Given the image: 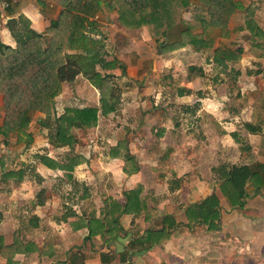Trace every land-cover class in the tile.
Wrapping results in <instances>:
<instances>
[{"label":"crops","instance_id":"0c3cea01","mask_svg":"<svg viewBox=\"0 0 264 264\" xmlns=\"http://www.w3.org/2000/svg\"><path fill=\"white\" fill-rule=\"evenodd\" d=\"M0 8L2 11L0 41L12 48L16 46V38L6 25L8 21L11 19L17 21L20 16H23V20L27 21L29 28L37 33H44L51 22L58 18L61 11V7L53 0H0ZM138 33L144 40L147 38L150 44L155 42L146 28H139ZM134 42L136 43L135 39ZM242 49L240 59L237 62L229 63L228 68L232 66L231 64L241 65L242 61L249 58L259 59L258 61L264 60V51L254 52ZM190 50L192 49L184 47L160 54L168 56L174 53L208 55L211 52L208 60L213 63L214 51ZM147 52L149 51H139L134 47L133 51H118L116 58L113 59L121 65L123 64V76H126L127 81L134 82L136 88L145 89L146 94H151L152 90H156L150 87L153 80L147 81V75L156 72L159 61L149 60L151 66L147 73L144 65L146 60L143 58ZM228 68L227 71H229ZM109 70L116 69L114 67ZM109 70L105 69L104 71L106 74H110ZM211 70L215 72L213 64ZM246 75L256 77L259 72L250 70ZM80 76L84 77L82 74ZM79 78L77 77L73 82V86H75L73 93L77 96L79 94L76 84L81 81ZM88 84L89 87L98 91L89 83V80ZM84 86L86 87V85ZM64 90L63 85L57 97L63 98ZM177 93L180 97L176 102L186 104L187 107L192 103L190 89L180 88ZM157 99L155 97L154 100ZM148 100H145V107L152 114H143L142 112V115H138L137 119H133V124H135L133 127L126 122L125 127L129 126L126 130H130V133L125 132L121 138L113 142L112 140L108 141V163L100 167L104 170L103 173L98 174L85 165L88 172L86 173L87 177L82 180L74 172L85 162L83 157L77 153L81 157V163L74 166L73 171L65 172L49 168L40 162L36 166V174L39 179L35 178V180L34 177L28 179L29 176L26 175H28L29 163H25V158H29L30 153L22 151L23 143L16 134L10 137V140H6L10 142L12 138H15V142L19 144L15 148L6 147L5 150H0V212L3 214L0 220V238H2V244L6 246L13 243L14 237L18 235L23 249L13 256V264H56L59 262H66V264H264V178L260 181L263 182V185L259 189L248 182L245 187L246 197L242 200V207L232 208L220 192L218 172L223 166L247 165L253 171L258 170L260 165L264 167V103L252 106L250 101L242 99L245 104L238 105L237 108H226L222 107V99L219 97L196 98L197 103L202 107L196 110L194 117L196 122L186 125V119L183 117L185 113H180V120H177V113H172L171 118L159 119L155 111H158L161 106H158L157 101L153 103L149 98ZM253 107H256V111L251 110ZM117 113L115 110L107 116H99L98 122L101 118L108 120L110 115L121 116ZM163 113L167 115V112L163 111ZM186 114L192 119V113ZM121 118L127 119L126 115ZM3 120V97L0 95V127ZM37 131L42 132V128L38 126ZM38 132H31L35 143L40 135ZM154 133L159 138L161 137V142L157 138H153ZM178 135L183 136L180 145H177L174 140H170L171 137ZM204 136L211 139V144L204 143ZM1 139H4L3 136H0ZM165 139L169 140L168 144L162 143ZM198 139L203 140L201 145H199ZM119 141L125 143L128 151L123 154L133 158L138 164L136 173L125 174L122 177L125 186L121 192V199H118L116 195L109 194L106 188L108 195L102 198V202L100 197L97 198L99 206H89L88 204L86 206L89 207L85 209L86 207H81V204L89 201L88 195L80 192L84 195L82 197L84 200H78V196L75 194L76 190L69 187L66 188L69 190L67 196L71 198L62 201L63 194L61 195L58 186L62 184L65 186L64 180L70 178L72 174L74 176L72 179L75 182L84 184V180H86V183L89 184L96 180L95 177H98L103 184V181L108 182L109 175L106 174V170L112 168L114 163L118 165V172L123 173V167L129 166V163L123 157L110 155V150ZM177 147H181L182 153L176 156ZM194 148L204 152L205 155H197L198 153L193 151ZM31 150L29 149L28 152ZM161 151H164L161 153L163 157L160 156ZM165 152L168 153L166 156ZM13 159H15L14 162ZM54 161L59 164L65 162ZM3 170L22 171L23 177L20 180L17 178L7 179L2 176ZM137 184L143 186L142 197L149 202L150 207L140 215H122L120 222L124 233L114 242L105 244L99 235L88 237L86 224L89 219L100 215L104 199L112 197L123 203V191L131 190ZM40 190L44 191L47 196L43 199L45 205L44 202H41V208L39 211H35L36 217L29 220L23 230L21 226L15 225L17 215L11 214L13 206L10 201L14 200L15 196H19L21 199H32ZM213 192L219 199L220 222L210 225L191 222L187 217V208L190 205L201 203ZM97 194L98 192L93 193L90 203L94 202V196ZM73 198L74 201L70 202L69 200H73ZM60 199L61 205L59 202L57 203ZM79 201L81 204H78ZM22 213L26 214L25 210ZM163 217L167 219L164 223ZM162 228L164 235L161 238L158 237V234L154 235L153 239L159 240L154 245L140 244L135 241L144 236L149 229L159 230ZM5 231L12 232L11 238L5 239L3 234ZM24 233H29L30 236L26 235L24 238ZM6 263L7 260L0 255V264Z\"/></svg>","mask_w":264,"mask_h":264},{"label":"trees","instance_id":"16d2710c","mask_svg":"<svg viewBox=\"0 0 264 264\" xmlns=\"http://www.w3.org/2000/svg\"><path fill=\"white\" fill-rule=\"evenodd\" d=\"M53 1L61 7V11L58 18L51 22L44 33H37L29 28L23 16H20L17 21L11 19L6 23L16 38V46L12 48L0 41V95L3 97L4 109L0 136L7 140L11 135L16 134L20 139V135L28 129L33 114L41 113L44 117L38 119V126L48 129V136L53 145L68 147L71 157L62 164L55 163L48 156L41 157L40 162L49 168L65 172L73 171L74 166L81 163V157L73 152L78 143L75 133L95 128L99 116H107L116 110L110 75L96 71L97 62L103 69H113L115 59L105 62L97 60L96 64L89 69V83L99 91L98 106H67L60 114H57L55 110V98L61 92L63 84H71L77 76L87 74L82 64L65 54V51L81 48L84 49L83 51H92L87 49L85 44L94 41L84 32L88 26L95 28L96 24L92 21L95 16L104 10L116 9L117 22L123 28L144 27L150 37L155 40L168 38L174 29L182 25L177 41L173 43L163 41L159 46V52L165 53L187 46L196 51L214 48L215 39L210 34L218 32L221 37L227 38L230 19L235 11L242 8L237 0ZM190 5H193L197 12L192 22L185 21L181 17L182 11ZM254 8L251 3L245 10L243 9L250 16L245 21L249 48L254 52L264 51V29H261L252 17ZM1 14L0 8V23ZM242 51L241 47L233 50L226 47L224 43H219L214 48L213 70L216 73L227 72L228 64L237 62ZM28 135L31 136V134ZM126 150L125 143L119 141L110 150V155L125 158L129 166L125 165L123 172L131 175L138 171V164L133 158L123 154ZM2 172V176L7 179L20 180L23 177L22 171L3 170ZM218 172L220 192L232 208L242 207L248 182L252 183L256 189L263 185L260 181L264 178V167L261 165L256 171L251 170L247 165H242L223 166ZM143 189L142 185L137 184L135 188L123 191V203L112 197L105 198L100 215L89 219L86 224L88 237L99 235L105 244L114 242L124 233L120 222L122 215H140L150 207L149 202L142 197ZM219 208L218 196L213 192L201 203L190 205L186 212L191 222L210 225L220 222ZM166 220V217H163V223ZM169 225L172 224L169 223ZM163 233V228L149 229L144 236L135 241L140 244L154 245L159 242L153 239L154 235L158 234L161 238ZM17 236L14 237L13 243L6 246L2 244V238H0V255L7 260L6 264H13V256L23 250ZM56 264H66V262Z\"/></svg>","mask_w":264,"mask_h":264},{"label":"rangeland","instance_id":"374dc122","mask_svg":"<svg viewBox=\"0 0 264 264\" xmlns=\"http://www.w3.org/2000/svg\"><path fill=\"white\" fill-rule=\"evenodd\" d=\"M237 1L242 8L235 11L232 15L228 25L227 38L221 37L218 32H213L210 35L214 36V46L216 45V47L219 43H224L226 47L233 50L237 47H241L245 48L246 50L248 49L250 51H253L252 49H249L250 44L245 25V21L250 16L244 10L248 5L252 3V8L255 7L252 17H254L258 26L261 29H264V0ZM196 13L197 12L195 11L193 5H190L189 8L182 11L181 17L185 21L192 22ZM98 17V22L95 25V29L92 31L95 38L89 36V38L94 42H88L85 44L87 45V49H91L92 51H83L84 49L82 50V48L65 51V54L69 55V57L71 58H75L79 64H82V67L87 71V74L85 76L83 75L84 79L81 78L80 75L77 76L80 77L79 79L81 80L76 84V89L79 96L73 93L75 87L73 86L74 83L63 84L65 87V94L63 95V98L56 97L55 99L56 113L60 114L61 111H63V108L67 106L83 107L98 105L99 103L97 102V100L99 99V91H96L92 87H89L88 84V76L90 72L89 69L92 68L93 64H96L97 60H101V62L110 61L113 58H116L118 51H133L134 47H136L139 51H149L143 57L146 60L144 65L145 71L147 70V73H149L148 68L149 66H151V64L149 65V60L156 59L159 61L157 64L156 72L154 74L150 73L149 75H147V81L150 82V80H153V84L150 87L156 91L152 90L151 94H146L145 89L141 90L140 88H136L134 86V82L127 81L126 76H123V64L121 65L119 62H115L116 70L107 69L110 71L109 79L111 81L113 89L116 112H118L121 116L126 115L127 119L124 120L119 115H110L108 116V120L101 118L95 129H87L85 131H77L75 133L78 138V143L75 146L73 152L80 154L85 161L77 168V171H74L79 179L82 180L87 177L86 173L88 172L89 168L90 170L95 171L98 174L103 173L104 170L100 169V167L104 166L105 163H108V141L112 140L113 142L121 138L125 132L130 133V130L127 131L126 129H128L129 126L133 127L135 125L133 124V119H137L138 115H140L142 112L143 114H152L148 110V108L145 107V100L149 101L148 98L153 101V103L157 101L156 103L158 104V106H161V108H158V111H155V113L158 114L159 119L162 120L166 117L171 118L172 113H177V120H180V113H185L183 117L184 119H186V125H188V123L194 124L196 122L194 118L196 116V110L201 109L202 107L199 106L200 104L197 103L196 98H213V96L219 97L220 99H222V107L226 108H237L238 105L245 104L243 103L242 99L250 101L252 103V106L264 103V60L258 61L259 59L253 60L249 58L242 61L241 65L234 66L233 64H231L232 66H229V68L227 67L229 71L225 73H216L211 70V65L213 63L208 60V56L211 55V52H209L208 55H193V53H188L187 55L186 53H174L170 56L161 55L160 52H158L159 46L162 45L163 41H166V43H173L178 40L179 30L182 25H179L178 28L174 29L169 34L168 38H160L158 40H154L155 42H152V44H150L147 41V38H145L144 40L143 37H140L138 33L139 29H126L117 22L116 9L114 11L104 10L102 13L98 14ZM134 39L136 40V43L134 42ZM187 47L191 48L190 46ZM191 49L192 50L190 51H196L193 48ZM98 51L101 52L99 53ZM201 51H214V49H202ZM97 64L98 65L96 66V71H99L102 74H106V71H104L105 69L100 66V63L97 62ZM191 67L193 68V70H189V68ZM250 70L258 71L259 75H257L256 77L247 76L246 73H248V71ZM187 81H189V83H187ZM84 85H86V87ZM147 85L149 86V83ZM180 88H184L187 90L190 89L192 91V103L189 104L188 107L186 104L183 105L176 102V100L180 97L177 93ZM155 97L158 99L154 100ZM252 109L253 111H256V107L251 108V110ZM163 111L167 112V115H164ZM186 113H192V119ZM43 117L44 115H42L41 113L33 114L32 121L28 127L29 129H27L25 133L21 134L22 137L20 135V139L22 141L21 143H23L21 146L24 147L22 151H24L25 153H30L29 158H25V163H29V171L27 172L28 175H26L29 176L28 179H30L31 177H34V179H39L36 174V166H38V163H40L41 157L48 156L49 158L58 161H65L71 157V152L69 151L68 147L53 145L48 136L47 128L42 127V132L37 131V121L39 118ZM126 122L129 123V126H127V128L125 127ZM30 131L32 133H40V135L38 136L39 138L37 137V143H35L32 136L28 135L32 134ZM13 135H11L10 137H13ZM186 136L189 137L188 135ZM153 138H157L159 142L162 141V139L160 140L161 137L159 138L156 133L153 134ZM182 138V135H178L171 137L170 140H174L177 145H180ZM208 138L209 137H203L204 143L206 145L211 144V139ZM39 139L41 140L39 141ZM15 141V138H12L10 142L1 139L0 150H5L6 147H9L10 149L11 147L15 148L16 146H19V144H17ZM198 141L199 145H201L203 140L198 139ZM168 142L169 140L165 139L162 143L168 144ZM190 147H192V145H190ZM29 149H32L31 152H28ZM193 151L195 153H198L197 155H205L204 152H200L195 148ZM123 152L127 153L128 151L126 150ZM162 152L164 151L160 152V156ZM176 152V156L180 155L182 153L181 147H177ZM164 154L166 156L168 153L165 152ZM14 160L15 159H13V162ZM85 165L88 167V169L85 167ZM106 171V174L108 173L107 175H109L107 177L108 182L103 181V184L100 182V178L98 177H95L96 180H93V182H89V184L86 183V180H84V184L75 182V180L72 179L74 177L73 174L70 178H66L67 181L66 179L64 180V182H66L65 186L63 184L58 186L59 190L61 191V195L63 194V197L61 198L62 201L71 198L70 196H67L69 190H66V188L69 187H72V190H76L75 194L76 196H78V200H84V198H82L84 196L82 193H86V195H88L87 199H89L90 201L93 193L98 192V194L94 196V202L92 203L87 201L81 204V201H79L78 204H81V207H86L85 209H87L89 206L95 205L96 207H98L99 204L97 198L100 197V201L102 202V198L108 195V192L106 193V188L107 191H109V194L111 193V195H116L118 199H121V192L125 186V184L122 182V177L125 176V173L123 172L122 174H120V172H118L117 163H114L112 165V168H109ZM102 185L104 186L103 188ZM80 192L82 193L80 194ZM44 198H47V196L45 195L44 191L40 190L34 195V198L32 199H21L19 196H15L14 200H9L13 206V211L11 212V214L15 213V215H17V217L15 218V225L21 226V228H23L24 230L26 223H28L29 220H32L33 217H36L35 215L37 214L35 213V211H39V209L41 208V202H44L45 205V200L43 201ZM61 199L57 201V203L59 202V205H61ZM69 201H74V198L73 200ZM88 204L89 206H86ZM23 210H25L26 214L22 213ZM2 217L3 214L2 212H0V220L2 219ZM13 228H15L14 225ZM3 234L5 236V239L8 237L11 238L12 232L5 231V233L3 232ZM24 234V238L26 235H29V233Z\"/></svg>","mask_w":264,"mask_h":264},{"label":"built area","instance_id":"2783aa9c","mask_svg":"<svg viewBox=\"0 0 264 264\" xmlns=\"http://www.w3.org/2000/svg\"><path fill=\"white\" fill-rule=\"evenodd\" d=\"M98 18H99V17H98V15H97V16H95V17L92 19V21L95 22L94 24H97V22H98ZM94 29H95V28H94ZM94 29H93V27L88 26L87 29L85 30L84 34L87 35V36H90V37L95 38L94 34L92 33V31H93ZM98 38H99V37H98Z\"/></svg>","mask_w":264,"mask_h":264}]
</instances>
